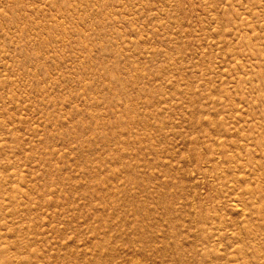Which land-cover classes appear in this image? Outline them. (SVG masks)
Here are the masks:
<instances>
[{
  "label": "rangeland",
  "instance_id": "374dc122",
  "mask_svg": "<svg viewBox=\"0 0 264 264\" xmlns=\"http://www.w3.org/2000/svg\"><path fill=\"white\" fill-rule=\"evenodd\" d=\"M0 264H264V0H0Z\"/></svg>",
  "mask_w": 264,
  "mask_h": 264
}]
</instances>
